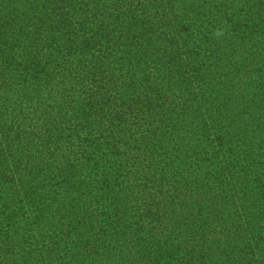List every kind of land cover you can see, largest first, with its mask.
Segmentation results:
<instances>
[{
	"label": "trees",
	"instance_id": "obj_1",
	"mask_svg": "<svg viewBox=\"0 0 264 264\" xmlns=\"http://www.w3.org/2000/svg\"><path fill=\"white\" fill-rule=\"evenodd\" d=\"M0 264H264V0H0Z\"/></svg>",
	"mask_w": 264,
	"mask_h": 264
},
{
	"label": "clouds",
	"instance_id": "obj_2",
	"mask_svg": "<svg viewBox=\"0 0 264 264\" xmlns=\"http://www.w3.org/2000/svg\"><path fill=\"white\" fill-rule=\"evenodd\" d=\"M213 35L216 36V37H219V36L223 35V31L220 30V29H217V30L213 33Z\"/></svg>",
	"mask_w": 264,
	"mask_h": 264
}]
</instances>
